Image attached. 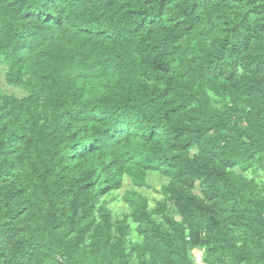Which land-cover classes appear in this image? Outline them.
<instances>
[{
    "label": "trees",
    "instance_id": "trees-1",
    "mask_svg": "<svg viewBox=\"0 0 264 264\" xmlns=\"http://www.w3.org/2000/svg\"><path fill=\"white\" fill-rule=\"evenodd\" d=\"M1 65L0 264H264V0H0Z\"/></svg>",
    "mask_w": 264,
    "mask_h": 264
},
{
    "label": "rangeland",
    "instance_id": "rangeland-1",
    "mask_svg": "<svg viewBox=\"0 0 264 264\" xmlns=\"http://www.w3.org/2000/svg\"><path fill=\"white\" fill-rule=\"evenodd\" d=\"M0 89L2 91L8 92V93H14L18 96H24L27 94V92L19 87L11 86L7 83L5 78V67L0 66ZM249 176H254L258 179L264 178V172L262 170L259 171H249L247 173ZM168 182V178L165 176H162L159 173H150L147 178V186L142 188H136L134 187L131 179L129 177H125L124 179V185L123 187L116 191L111 196H104V199H107L108 205L113 208L115 215L117 217H122L124 213H128L129 207L126 204L124 197L125 195L132 191V190H138L139 192L146 195L149 200L151 201V205L155 206L159 200L162 199L163 195L160 193V190L164 184ZM132 238L135 241H140L139 235L134 231L132 233ZM204 255L202 249H196L194 250V258L199 264H205L202 261V256Z\"/></svg>",
    "mask_w": 264,
    "mask_h": 264
}]
</instances>
